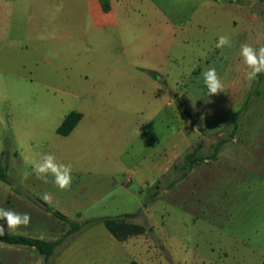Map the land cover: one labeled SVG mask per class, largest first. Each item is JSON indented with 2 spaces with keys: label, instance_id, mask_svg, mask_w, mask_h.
<instances>
[{
  "label": "rangeland",
  "instance_id": "1",
  "mask_svg": "<svg viewBox=\"0 0 264 264\" xmlns=\"http://www.w3.org/2000/svg\"><path fill=\"white\" fill-rule=\"evenodd\" d=\"M97 4L110 24H94L88 0H32L23 29L0 35V166L7 169L0 208L31 217L11 231L0 220L5 233L62 238L69 225L37 201L78 223L139 213L129 220L143 226L139 235L118 241L97 223L68 236L50 264H261L262 253L244 251L242 241L264 222V81L218 156L170 184L173 166L199 143L207 155L228 137L252 92L239 52L245 43L264 46V0ZM221 35L231 47H216ZM209 66L225 89L210 97L202 76ZM177 100L195 119L192 129ZM72 111L84 116L80 128L57 135ZM43 154L71 164L70 188L60 190L51 175L48 183L36 178L32 162ZM246 206L245 220L234 221ZM0 264H42V257L0 243Z\"/></svg>",
  "mask_w": 264,
  "mask_h": 264
},
{
  "label": "trees",
  "instance_id": "2",
  "mask_svg": "<svg viewBox=\"0 0 264 264\" xmlns=\"http://www.w3.org/2000/svg\"><path fill=\"white\" fill-rule=\"evenodd\" d=\"M261 15H264V7L258 9ZM264 81V73L260 74L259 77L254 80L252 92L246 97L242 107L234 114V117L231 121V130L229 131L228 137L220 138L215 144L211 145L210 152L207 155L201 154L202 143H199L195 149L189 153H187L180 164L174 165L173 170L178 174V177L172 181L170 184L171 187L175 186L181 180L185 179L187 175L192 171L195 164L205 161V160H213L218 156L221 148L227 144L230 140L233 139L234 134L238 129V123L241 116L244 112L249 108L253 95L257 94V86ZM178 108L181 111L184 119L190 124V129H192L196 125V121L191 115L190 111L186 108V106L180 101L177 100ZM82 119V114L79 112H69L56 129V134L59 136L66 137L68 136L79 121ZM6 167L0 166V181L7 182L6 175ZM159 184L156 183L154 186L150 188L149 197L144 201L143 208H147L158 196L159 194ZM38 205L43 209L44 212L50 214L54 218L58 219L61 222H64L69 225L70 229L68 232L63 235L62 238L48 241L39 238H33L29 236L19 235V234H11L5 233L4 236H0V243L6 245H14V246H22L29 247L34 249L41 257L42 264H50L51 257L56 253L57 247L65 243V239L73 235L77 232H80L82 229L92 226L97 223H101L107 232L118 241H125L127 238L135 235H139L143 231V226L130 222V219H134L139 213H130L122 216H106L100 217L97 219H87L83 222H75L67 218L65 215L54 211L47 207L46 204L37 201ZM129 264H138L135 261L130 262ZM261 264H264L262 261Z\"/></svg>",
  "mask_w": 264,
  "mask_h": 264
},
{
  "label": "clouds",
  "instance_id": "3",
  "mask_svg": "<svg viewBox=\"0 0 264 264\" xmlns=\"http://www.w3.org/2000/svg\"><path fill=\"white\" fill-rule=\"evenodd\" d=\"M255 3V0H253ZM225 46L231 47L229 37L221 35L218 39L216 47L223 49ZM240 57L243 64L249 69L246 72V79L251 82L256 80L260 74L264 73V46L254 48L245 43L240 46ZM208 96L218 95L224 92V84L222 83L215 67L209 66L202 73ZM33 171L36 178L48 183V176L53 177V183L60 190H67L72 184V168L71 164H64L57 161L53 154H43L39 161L32 162ZM42 199L47 203L51 201V194L45 193ZM0 220L5 221L7 231L16 230L21 226L27 227L31 221L28 213H17L10 209L0 208ZM5 235V225L0 224V236Z\"/></svg>",
  "mask_w": 264,
  "mask_h": 264
},
{
  "label": "crops",
  "instance_id": "4",
  "mask_svg": "<svg viewBox=\"0 0 264 264\" xmlns=\"http://www.w3.org/2000/svg\"><path fill=\"white\" fill-rule=\"evenodd\" d=\"M31 2L32 0H0V35H2L3 30H6V29L10 30L14 27L16 29H21V28L23 29V26H25V23L28 21L30 17L29 8L31 6ZM88 5L91 10L93 19H94V24L96 26L97 25H107L112 22V17H111L112 15L110 13H104L99 10L97 0H88ZM45 29H47V25L45 26ZM37 39L42 41L43 35H40ZM64 117L62 118V121ZM83 118L84 116L82 114V119L73 129V131L66 137H69L71 134H74L76 131H78ZM228 158L231 159L233 157H228ZM249 210H250V207L246 206L236 211L235 216H234V221L235 220L244 221L246 218V213ZM253 232H254V239L252 240L253 238L252 236V237H249L243 240L242 248L244 251H248V253H255V252L262 253V256L259 259H262V261H264V249H262V245H264V222H260L258 225V228L257 229L255 228ZM255 237H257V239H255ZM54 240H57V239L52 238L48 241H54ZM74 240L75 238L68 244V247L64 248L63 254L67 253L70 249L73 248ZM243 258H246V257L243 256ZM248 258H251V256H249Z\"/></svg>",
  "mask_w": 264,
  "mask_h": 264
}]
</instances>
